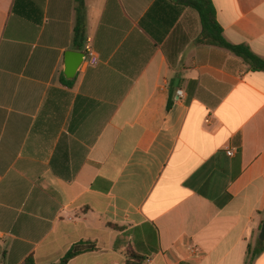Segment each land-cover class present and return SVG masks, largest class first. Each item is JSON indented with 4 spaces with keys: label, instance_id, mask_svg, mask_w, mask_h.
<instances>
[{
    "label": "crops",
    "instance_id": "1",
    "mask_svg": "<svg viewBox=\"0 0 264 264\" xmlns=\"http://www.w3.org/2000/svg\"><path fill=\"white\" fill-rule=\"evenodd\" d=\"M264 59V0H212ZM0 0V264H247L264 224V72L197 43L187 0ZM93 41L99 63L65 76ZM234 150L232 157L228 151ZM252 264H264V249Z\"/></svg>",
    "mask_w": 264,
    "mask_h": 264
},
{
    "label": "trees",
    "instance_id": "2",
    "mask_svg": "<svg viewBox=\"0 0 264 264\" xmlns=\"http://www.w3.org/2000/svg\"><path fill=\"white\" fill-rule=\"evenodd\" d=\"M76 2L77 21L75 27L74 46L78 50H83L86 35V9L84 0H76ZM187 3L199 13L201 18L203 31L197 41L199 45L214 46L224 49L242 59L252 71L264 72V59L255 55L248 47L233 45L225 39L224 31L218 23L216 10L212 0H187ZM96 249L97 247L93 242L83 241L77 243L71 247L58 264H67L70 260L82 254L96 251ZM263 249L264 243H260V247L254 251L249 249L247 264H252L256 257L261 254ZM142 263V258L135 255H129L127 264ZM24 264H35V261L32 257H29L26 259Z\"/></svg>",
    "mask_w": 264,
    "mask_h": 264
},
{
    "label": "water",
    "instance_id": "3",
    "mask_svg": "<svg viewBox=\"0 0 264 264\" xmlns=\"http://www.w3.org/2000/svg\"><path fill=\"white\" fill-rule=\"evenodd\" d=\"M84 52L69 51L66 54V69L65 76L68 80H75L79 70L81 69L84 63ZM260 240L264 242V224L260 235Z\"/></svg>",
    "mask_w": 264,
    "mask_h": 264
},
{
    "label": "built area",
    "instance_id": "4",
    "mask_svg": "<svg viewBox=\"0 0 264 264\" xmlns=\"http://www.w3.org/2000/svg\"><path fill=\"white\" fill-rule=\"evenodd\" d=\"M85 57H84V63L79 70V73L85 72L88 68L96 67L99 63L98 55L94 49L93 41L89 39L85 46ZM234 150L228 151V156L232 157L234 155Z\"/></svg>",
    "mask_w": 264,
    "mask_h": 264
}]
</instances>
